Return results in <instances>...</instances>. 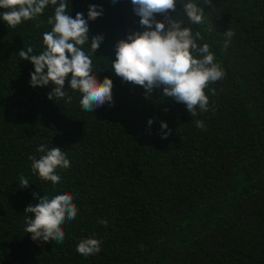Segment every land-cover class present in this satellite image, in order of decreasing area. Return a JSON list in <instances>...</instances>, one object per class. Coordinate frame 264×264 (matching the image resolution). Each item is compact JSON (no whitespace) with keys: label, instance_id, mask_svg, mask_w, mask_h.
Masks as SVG:
<instances>
[{"label":"trees","instance_id":"obj_1","mask_svg":"<svg viewBox=\"0 0 264 264\" xmlns=\"http://www.w3.org/2000/svg\"><path fill=\"white\" fill-rule=\"evenodd\" d=\"M64 2L73 18L81 12L87 19L91 4L103 9L88 21L81 47L93 74L112 79L113 102L88 112L68 81L62 98L51 91L55 85L30 84L34 65L19 51L44 50L58 4L16 27L0 18V264H264V0H193L204 10L199 25L179 0L168 13L201 32L197 43L209 45L224 73L205 89L207 110L195 116L162 88L146 96L112 71L117 42L145 30L131 0ZM97 34L103 39L93 53ZM42 144L61 147L70 160L56 170L57 184L32 171L29 157L45 155ZM61 192L78 209L62 224L63 243L33 240L25 208ZM87 238L101 241L98 253H78Z\"/></svg>","mask_w":264,"mask_h":264},{"label":"clouds","instance_id":"obj_2","mask_svg":"<svg viewBox=\"0 0 264 264\" xmlns=\"http://www.w3.org/2000/svg\"><path fill=\"white\" fill-rule=\"evenodd\" d=\"M177 2L178 0H131L134 13L140 17L139 24L145 30L131 32L127 39L117 42L112 71L123 82L142 86L146 90V96H151L154 89L162 88L164 96L184 104L188 112L195 116L197 108L207 110L208 96L205 89L210 83L222 79L224 73L214 62V54L210 52L209 45L197 43L203 39L201 32L193 34L190 28L168 16L170 11H176ZM179 3L191 23H204L202 6L193 0H179ZM205 3H211V0H205ZM49 4L57 5L58 0H0V8L7 9L0 13V18L8 27H16L23 21L41 15ZM67 7V3L60 0L55 7L54 17L49 18L48 23L52 25V29L43 33L44 50L38 55H30L33 49L29 47L27 51H19V55L34 65V71L30 74V84L33 87L55 85L51 91L55 97L62 98L66 95L63 89L68 81L71 89L82 93V108L91 112L106 102H113L112 79L106 76L101 81L93 74L92 59L81 47L89 41L88 21L98 18L103 9L95 4L89 5L85 19L81 12L76 13L73 18L66 12ZM157 14L165 16V20L156 19ZM225 35L230 39L234 33L227 30ZM102 39L100 34L92 37L93 53L100 47ZM194 51L200 58L193 55ZM49 98L52 99L50 95ZM68 99L70 101L71 97ZM152 123L153 120L149 119L148 125ZM196 125L204 127L202 121H196ZM167 127L166 122H161V129ZM170 131L164 132L161 138L166 139ZM38 151H46V154L39 159L29 157L33 161L32 171L46 181L59 183L61 177L56 170L70 167V160L59 146L46 150V146L42 144ZM20 184L21 188L27 187L29 181L21 176ZM36 195L38 194L34 193ZM77 211L70 193L61 192L51 199L44 195L35 205L30 203L25 208L28 218L25 231L32 234L33 240L47 242L51 239L63 243L65 232L62 224L66 220H74ZM27 213L34 215L29 217ZM100 249L101 241L95 238L84 239L77 245L78 253L84 256L96 254Z\"/></svg>","mask_w":264,"mask_h":264}]
</instances>
